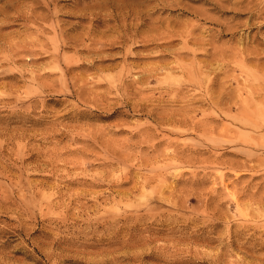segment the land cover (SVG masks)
<instances>
[{
	"label": "rangeland",
	"instance_id": "1",
	"mask_svg": "<svg viewBox=\"0 0 264 264\" xmlns=\"http://www.w3.org/2000/svg\"><path fill=\"white\" fill-rule=\"evenodd\" d=\"M0 264H264V0H0Z\"/></svg>",
	"mask_w": 264,
	"mask_h": 264
}]
</instances>
